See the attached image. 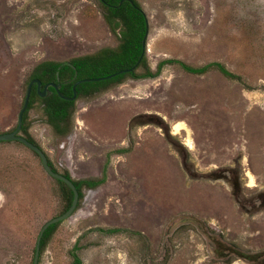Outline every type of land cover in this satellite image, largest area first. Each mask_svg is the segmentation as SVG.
I'll list each match as a JSON object with an SVG mask.
<instances>
[{
	"label": "rangeland",
	"instance_id": "1",
	"mask_svg": "<svg viewBox=\"0 0 264 264\" xmlns=\"http://www.w3.org/2000/svg\"><path fill=\"white\" fill-rule=\"evenodd\" d=\"M138 1L154 70L169 58L221 62L243 81L166 65L78 98L66 137L35 103L26 122L58 171L80 179L107 167L38 264H71L76 245L82 264H247L220 258L215 236L264 252V0ZM117 44L99 0H0V133L17 126L38 63ZM63 191L31 148L0 142V264L34 263L42 226L65 212Z\"/></svg>",
	"mask_w": 264,
	"mask_h": 264
},
{
	"label": "trees",
	"instance_id": "2",
	"mask_svg": "<svg viewBox=\"0 0 264 264\" xmlns=\"http://www.w3.org/2000/svg\"><path fill=\"white\" fill-rule=\"evenodd\" d=\"M103 6V16L109 25L111 31L118 39L115 47H104L93 54L79 55L68 61L43 60L36 65L32 73V78L36 77L44 83L49 81L71 80L70 84L65 83V87H69L67 92L61 89L64 95L72 94V84L76 80L106 76L122 69H129L135 66L143 56L137 68L131 71H125L116 76L99 81H84L77 86L78 98L91 100L98 95L108 91L111 87L117 86L127 80V78L139 80L147 78H156L161 75L166 65L177 64L185 71L194 74H204L211 68H217L222 74L230 79L243 81L241 75L230 71L221 62H210L202 66H192L179 59H164L160 61L154 70L148 62L147 45L144 44L147 32V15L138 0H99ZM133 1V3L131 2ZM67 84V85H66ZM35 103H39L45 117V122L49 124L56 134L60 137H66L73 132L74 116L76 113V99L67 100L63 98L56 88H52V94L44 98L36 90L32 93L29 107L24 115V123L22 131L27 138L36 143L31 136L30 128L27 124L29 110ZM20 142V141H19ZM22 143V142H21ZM35 152V151H34ZM36 153V152H35ZM37 154V153H36ZM38 155V154H37ZM51 162V161H50ZM64 174L71 178L80 191V201L78 208L82 205L85 197V189H96L107 181V167L103 169L101 176H93L87 178H73L70 171L66 168ZM57 170V169H56ZM64 188L63 195L66 200L65 211L70 207L73 201L74 192L72 188L63 180L56 179ZM55 223L51 225L45 232L41 249L44 248L52 232L56 229ZM121 228H111L104 231L119 232ZM127 231V230H125ZM79 246L76 245L72 250L73 261L71 264H82V259L77 253Z\"/></svg>",
	"mask_w": 264,
	"mask_h": 264
},
{
	"label": "water",
	"instance_id": "3",
	"mask_svg": "<svg viewBox=\"0 0 264 264\" xmlns=\"http://www.w3.org/2000/svg\"><path fill=\"white\" fill-rule=\"evenodd\" d=\"M133 3V1H131ZM147 32H146V36H145V40H144V44L147 45V38L149 35V20L147 19ZM145 55V52L142 53L140 59L138 60L137 64L135 66H133L132 68L129 69H122L119 70L117 72H114L112 74L106 75V76H98V77H90V78H84V79H80L78 80L73 88H74V94L71 97H66L62 94V92L60 91V87L58 84L51 82L49 84L46 85L45 90L48 89L49 85H52L56 88V90L60 93V95L62 97L65 98H69V99H75L77 97V86L84 82V81H99V80H103V79H108L111 78L113 76H116L120 73H123L125 71H131L135 68H137V66L140 64L143 56ZM38 83V90L40 92L41 95H44V92H41V86H42V81L40 79H33L27 89V93H26V97L24 100V104L23 107L19 113V118H18V124L17 126L11 130V131H6L3 133H0V142L1 141H20L23 144H25L26 146H28L29 148H31L32 150H34L35 152L38 153V155L41 158L42 164L45 168V170L47 171V173L49 175H51L52 177L56 178V179H61L63 181H65L73 190L74 192V197H73V201L72 204L70 205V207L63 212L60 215L54 216L51 219H49L41 228L40 232H39V236H38V240H37V245H36V252H35V258H34V263L33 264H38L39 263V258H40V253H41V242L43 239V236L46 232V230L53 224L58 223V222H62L68 218H70L71 216H73L75 214V212L78 210V204L80 201V191L77 188V185L74 183V181L67 177L65 174L54 170V168L52 167V165L49 162V157L47 155V153L41 148V146H39L37 143L29 140L25 135H23L21 133V129L24 123V115L29 107V103H30V99H31V93H32V86L34 83Z\"/></svg>",
	"mask_w": 264,
	"mask_h": 264
},
{
	"label": "flooded vegetation",
	"instance_id": "4",
	"mask_svg": "<svg viewBox=\"0 0 264 264\" xmlns=\"http://www.w3.org/2000/svg\"><path fill=\"white\" fill-rule=\"evenodd\" d=\"M70 60V59H69ZM65 61H68V60H65ZM33 79H36V77H34V78H31L30 79V82L33 80ZM37 79H39V78H37ZM42 81V80H41ZM78 80H76L75 82H73V84H72V94L71 95H64L63 93V95L64 96H66V97H71V96H73V94H74V88H73V86H74V84L77 82ZM30 82H29V84H30ZM51 82H54V83H56V84H58L59 85V87H60V91H61V89H64L65 88V91H67V92H69L70 91V88L69 87H65V83H67V84H70V82H71V80H69V81H62L60 78H58V80L57 81H49V82H43L42 81V86H41V92H44V95H41L42 97H44V98H47L50 94H52V88H55L54 86H52V85H49V87H48V89L47 90H45V87H46V85L47 84H49V83H51ZM29 84H28V86H29ZM66 84V85H67ZM37 91V92H39V90H38V83H34L33 84V86H32V93L34 92V91ZM32 93H31V95H32ZM40 93V92H39ZM60 94V93H59ZM63 98H65V97H63ZM67 100H74V99H69V98H66ZM76 99V101H77V99H78V90H77V97L75 98ZM21 133L23 134V131H22V129H21ZM34 151V150H33ZM37 153V152H36ZM38 154V153H37ZM39 156V155H38ZM40 157V156H39ZM41 159V158H40ZM51 160H50V158H49V162H50ZM50 164L52 165V167L54 168V170H56L57 168L52 164V162H50ZM56 171H58V169L56 170ZM60 172V171H59ZM61 173H63L64 174V172H61ZM227 178V180L229 181V182H232V181H234V179L235 178H237V175H235V174H233L232 175V173H231V176H227L226 177ZM255 198H259V199H262L263 201H264V192H261L259 195H258V197H255ZM252 207L253 208H255L256 209V204L255 203H252ZM261 207L262 208H264V202L262 203V205H261ZM210 236H211V234H210ZM215 237H217L216 238V240L218 241V244H219V246H220V253H219V256H220V258H222V259H224V260H228L229 258H230V256L231 255H237V257H238V260H240V261H243V262H247V264H264V260H263V258H264V252H245V251H243V250H241L239 247H237V246H235V245H229V244H225L224 242H222L223 241V239H221V238H218V236H215ZM234 262L235 261H228V262H226L227 264H234ZM236 262H238V261H236ZM235 262V263H236Z\"/></svg>",
	"mask_w": 264,
	"mask_h": 264
},
{
	"label": "bare ground",
	"instance_id": "5",
	"mask_svg": "<svg viewBox=\"0 0 264 264\" xmlns=\"http://www.w3.org/2000/svg\"><path fill=\"white\" fill-rule=\"evenodd\" d=\"M182 128H184L183 125H180L179 123L176 125V130H180ZM191 142H192L191 139H189V143H190L189 145H192L193 144Z\"/></svg>",
	"mask_w": 264,
	"mask_h": 264
}]
</instances>
